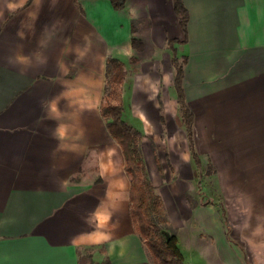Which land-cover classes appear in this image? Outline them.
Instances as JSON below:
<instances>
[{
    "label": "crops",
    "instance_id": "0c3cea01",
    "mask_svg": "<svg viewBox=\"0 0 264 264\" xmlns=\"http://www.w3.org/2000/svg\"><path fill=\"white\" fill-rule=\"evenodd\" d=\"M182 3L185 31L172 0H0V264L150 262L100 114L109 57L126 119L187 142L172 58L185 61L193 163L220 202L194 207L184 263L264 264V0Z\"/></svg>",
    "mask_w": 264,
    "mask_h": 264
},
{
    "label": "trees",
    "instance_id": "16d2710c",
    "mask_svg": "<svg viewBox=\"0 0 264 264\" xmlns=\"http://www.w3.org/2000/svg\"><path fill=\"white\" fill-rule=\"evenodd\" d=\"M115 9H121L124 0H110ZM174 12L185 31L188 13L182 0H172ZM132 32L135 27L132 26ZM132 47L141 50V42L131 39ZM132 62L133 58L130 59ZM185 61L172 58L174 67L173 84L177 94V122L186 133L190 155L198 162L192 139L193 117L189 110L182 87L183 66ZM126 71L123 63L109 57L106 61V81L104 97L100 105V114L106 121V127L112 138L119 144L125 162V172L130 179V216L142 242L145 244L151 263L143 264H185L176 241V236L166 234V218L158 209V198L153 193L154 187L147 179L140 151L141 132L129 125L123 118L121 85ZM211 172L209 169L208 174ZM107 264L109 262L107 261Z\"/></svg>",
    "mask_w": 264,
    "mask_h": 264
},
{
    "label": "rangeland",
    "instance_id": "374dc122",
    "mask_svg": "<svg viewBox=\"0 0 264 264\" xmlns=\"http://www.w3.org/2000/svg\"><path fill=\"white\" fill-rule=\"evenodd\" d=\"M123 117L129 125L136 128L134 121L126 119V109H123ZM159 128L148 127L149 132L144 131L140 139L144 170L154 187L153 193L158 198V209L166 218V234L176 236L180 252L187 256V252L194 249V207L200 202H205L217 208L220 198L208 180L210 177L205 181L203 175L204 181H198L197 173L204 169V166L195 168L190 151L188 152V141L186 142L185 138L180 140L177 134L160 133ZM172 130H176V133L179 131L176 126H173ZM173 143L175 147L172 146ZM185 174L188 176L185 177Z\"/></svg>",
    "mask_w": 264,
    "mask_h": 264
}]
</instances>
